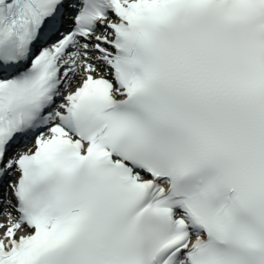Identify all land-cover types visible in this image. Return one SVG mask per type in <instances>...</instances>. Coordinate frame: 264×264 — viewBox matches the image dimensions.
I'll return each mask as SVG.
<instances>
[{
    "label": "snow or ice",
    "instance_id": "obj_1",
    "mask_svg": "<svg viewBox=\"0 0 264 264\" xmlns=\"http://www.w3.org/2000/svg\"><path fill=\"white\" fill-rule=\"evenodd\" d=\"M0 264H264V0H0Z\"/></svg>",
    "mask_w": 264,
    "mask_h": 264
}]
</instances>
